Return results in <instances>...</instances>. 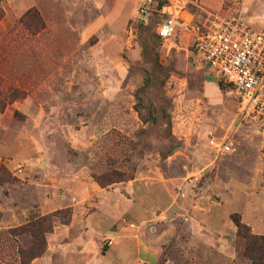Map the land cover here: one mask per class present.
<instances>
[{"label":"rangeland","instance_id":"obj_1","mask_svg":"<svg viewBox=\"0 0 264 264\" xmlns=\"http://www.w3.org/2000/svg\"><path fill=\"white\" fill-rule=\"evenodd\" d=\"M141 1L0 0V264H79L66 241L91 226L117 264H252L232 216L264 240V127ZM186 10L264 31V0Z\"/></svg>","mask_w":264,"mask_h":264},{"label":"built area","instance_id":"obj_2","mask_svg":"<svg viewBox=\"0 0 264 264\" xmlns=\"http://www.w3.org/2000/svg\"><path fill=\"white\" fill-rule=\"evenodd\" d=\"M151 3L142 0L138 10L142 18L152 11L161 16L157 35L166 39L175 25L183 27L205 65L231 85L239 117L264 127V31L253 29L237 14L210 12L201 20L185 17L184 12L191 15L187 0H163L157 8ZM209 144L217 153L232 150L231 143L214 137Z\"/></svg>","mask_w":264,"mask_h":264},{"label":"trees","instance_id":"obj_3","mask_svg":"<svg viewBox=\"0 0 264 264\" xmlns=\"http://www.w3.org/2000/svg\"><path fill=\"white\" fill-rule=\"evenodd\" d=\"M160 6V3H159ZM223 78V77H222ZM224 79V78H223ZM225 81V80H224ZM228 83V82H227ZM217 85L219 88H222V84L220 82H217ZM229 86H231L228 83ZM66 211V210H65ZM67 212V211H66ZM63 213V212H61ZM46 217L43 218L45 220ZM232 219L236 226V239L234 241V247L236 249H241L243 254L247 256L252 264H264V240L263 237L260 235H255L250 233L249 228L247 225L241 222L240 218L237 215H233ZM66 221H62V223H66ZM52 228V223H49V225L46 227V229L43 231L41 228H39V231H34L33 235L36 239V242L39 243H45L44 242V234L45 231H50ZM41 229V230H40ZM242 240L243 243L240 244L239 240ZM45 249L44 247H41L38 251H36L32 257H36ZM21 254V252H20ZM27 259L21 258V264H27Z\"/></svg>","mask_w":264,"mask_h":264},{"label":"crops","instance_id":"obj_4","mask_svg":"<svg viewBox=\"0 0 264 264\" xmlns=\"http://www.w3.org/2000/svg\"><path fill=\"white\" fill-rule=\"evenodd\" d=\"M102 233V231H97L93 226L87 228L86 236L88 239L90 238L89 241H94L96 245L91 252L88 245L90 242H85L84 238H82L83 236L80 237L81 239L74 238L66 241V248L69 250L66 253V257H71L72 260L78 261L79 264H117L118 259L116 256L118 255L115 256L113 253L105 254L107 250L101 251L100 245L96 242L97 237L101 236ZM78 240H81V245ZM51 250L49 247L48 252Z\"/></svg>","mask_w":264,"mask_h":264}]
</instances>
